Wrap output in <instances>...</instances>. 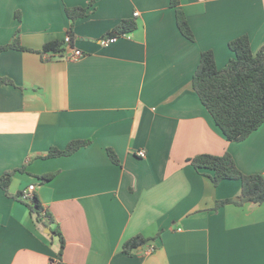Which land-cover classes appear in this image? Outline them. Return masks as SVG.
<instances>
[{"label":"crops","instance_id":"obj_1","mask_svg":"<svg viewBox=\"0 0 264 264\" xmlns=\"http://www.w3.org/2000/svg\"><path fill=\"white\" fill-rule=\"evenodd\" d=\"M91 1L0 0V46L17 36L28 48L0 52V176L25 168L9 192L36 184L65 238L61 249L0 186V264H264V203L215 209L242 182L215 185L190 161L230 152L244 173L264 176V123L228 140L192 86L204 50L223 68L236 37L248 34L255 53L264 47V0H180L195 40L170 0ZM76 6L89 14L75 22L71 46L66 8ZM124 18L137 28L102 45ZM54 40L65 42L64 55L42 52ZM74 49L83 55L71 57ZM75 140L91 142L44 157ZM137 234L155 249L125 253Z\"/></svg>","mask_w":264,"mask_h":264},{"label":"trees","instance_id":"obj_2","mask_svg":"<svg viewBox=\"0 0 264 264\" xmlns=\"http://www.w3.org/2000/svg\"><path fill=\"white\" fill-rule=\"evenodd\" d=\"M93 3L94 0L91 1L90 6ZM170 3L172 7L176 8L177 23L181 32L188 39L195 40L188 18L184 10L179 8L180 0H170ZM88 7L66 8V13L71 20L69 29L71 46H73L75 39L74 24L79 18L86 17L89 14ZM137 26L136 19L124 18L107 35L122 36L134 31ZM229 47L234 53V57L223 68L217 65L213 50H204L201 53L199 66L192 78V86L227 139L241 142L246 140L252 132L264 123V47L255 53L248 34H243L231 40ZM7 49L27 50L28 48L22 45L16 36L11 43L0 46V52ZM42 52L64 55L66 53L65 42L50 41L44 45ZM90 142V140H75L70 142L64 149L52 148L44 157L71 155L81 147L89 145ZM108 154L113 162H120L117 154L112 149L108 148ZM190 161L196 169L207 171L206 175L210 177L215 185L220 184L223 180L230 179L242 182L241 193L237 197L217 201L215 209L229 203L236 205H244L249 202L264 203V176L259 173H244L230 152L221 155L201 154L191 158ZM18 171L25 172V168L7 171L1 175L0 186L9 196H13L26 204L36 222L43 223L45 227L51 228L52 233L59 236L61 249H63L65 238L60 229L51 226L54 223V218L51 213L44 209L37 194L34 193L33 199L28 201L23 198V191L15 195L9 192V186ZM55 176L56 173L54 172L39 176L40 183L48 182ZM146 245L151 246L149 238L137 234L124 242L123 251L132 255L138 251L140 246L145 247ZM61 252L62 250L59 252L60 255Z\"/></svg>","mask_w":264,"mask_h":264},{"label":"built area","instance_id":"obj_3","mask_svg":"<svg viewBox=\"0 0 264 264\" xmlns=\"http://www.w3.org/2000/svg\"><path fill=\"white\" fill-rule=\"evenodd\" d=\"M135 15H138V12H136ZM117 37L118 36H116V35L107 36V37L102 38L100 42H101L102 45H108V44L116 41ZM70 41H71V38H70V36H68L66 38V42L70 43ZM83 53L84 52H82L81 50L74 49L73 53L71 54V57L77 58V57L82 56ZM138 155L142 156V157H145V155H146L145 150L144 149L139 150L138 151ZM35 190H36V184H33V183L30 184L27 188H25L23 190V198L25 200H28V201L32 200L33 199V195L35 193ZM154 249H155L154 246H151L149 248V251H153ZM51 264H60V263L58 261L57 262L53 261Z\"/></svg>","mask_w":264,"mask_h":264},{"label":"water","instance_id":"obj_4","mask_svg":"<svg viewBox=\"0 0 264 264\" xmlns=\"http://www.w3.org/2000/svg\"><path fill=\"white\" fill-rule=\"evenodd\" d=\"M47 231L50 233L51 232V230H50V228H47ZM142 247H140V249H141Z\"/></svg>","mask_w":264,"mask_h":264}]
</instances>
